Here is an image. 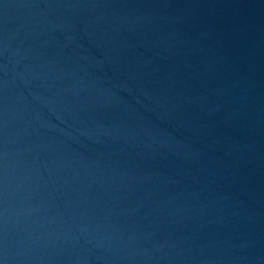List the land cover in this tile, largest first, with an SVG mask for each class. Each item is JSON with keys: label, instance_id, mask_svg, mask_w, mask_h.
Listing matches in <instances>:
<instances>
[{"label": "water", "instance_id": "water-1", "mask_svg": "<svg viewBox=\"0 0 264 264\" xmlns=\"http://www.w3.org/2000/svg\"><path fill=\"white\" fill-rule=\"evenodd\" d=\"M0 264H264V0H0Z\"/></svg>", "mask_w": 264, "mask_h": 264}]
</instances>
